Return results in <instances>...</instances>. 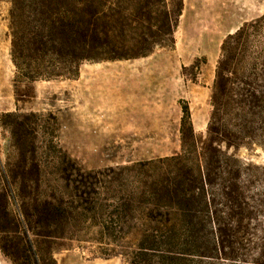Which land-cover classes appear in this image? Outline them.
I'll return each mask as SVG.
<instances>
[{"label":"trees","instance_id":"1","mask_svg":"<svg viewBox=\"0 0 264 264\" xmlns=\"http://www.w3.org/2000/svg\"><path fill=\"white\" fill-rule=\"evenodd\" d=\"M10 2L12 61L31 82L75 79L82 63L172 50L183 11V0ZM211 106L201 139L181 107L179 154L118 170H62L69 190L48 199L30 196L23 173L0 166L3 257L56 264L55 253L77 244L125 264H264V191L250 189L261 173L223 153L248 144L264 150V13L223 41ZM4 118L14 119L17 136L20 120L36 116Z\"/></svg>","mask_w":264,"mask_h":264},{"label":"rangeland","instance_id":"2","mask_svg":"<svg viewBox=\"0 0 264 264\" xmlns=\"http://www.w3.org/2000/svg\"><path fill=\"white\" fill-rule=\"evenodd\" d=\"M11 12L10 0H0V166L19 177L23 173L19 181L30 196L48 199L54 189L69 190L58 179L62 170H118L179 154L185 104L196 138H204L222 43L263 15L264 0H183L172 50L82 63L75 79L34 82L23 78L12 61ZM195 62L199 67L191 73ZM7 114L36 118L20 120L24 131L16 136ZM223 153L261 173L250 189L251 194L264 191L261 147L248 144ZM9 210L16 213L12 203ZM54 259L56 264H125L100 258L94 246L77 244ZM0 264H10L1 252Z\"/></svg>","mask_w":264,"mask_h":264}]
</instances>
